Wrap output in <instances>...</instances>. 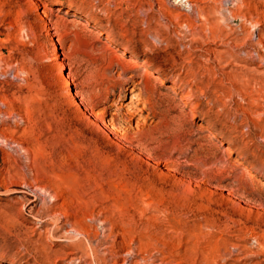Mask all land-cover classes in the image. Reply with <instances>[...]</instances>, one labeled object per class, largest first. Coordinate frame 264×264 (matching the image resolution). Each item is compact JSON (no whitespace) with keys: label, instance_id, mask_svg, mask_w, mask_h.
Listing matches in <instances>:
<instances>
[{"label":"rangeland","instance_id":"374dc122","mask_svg":"<svg viewBox=\"0 0 264 264\" xmlns=\"http://www.w3.org/2000/svg\"><path fill=\"white\" fill-rule=\"evenodd\" d=\"M169 2L0 0V264H264V2Z\"/></svg>","mask_w":264,"mask_h":264},{"label":"bare ground","instance_id":"6f19581e","mask_svg":"<svg viewBox=\"0 0 264 264\" xmlns=\"http://www.w3.org/2000/svg\"><path fill=\"white\" fill-rule=\"evenodd\" d=\"M163 1V0H162ZM167 1V0H166ZM170 0H168V3H170L169 2ZM221 1V3H222V6H223V10H224V13H226V12H228L229 14H231V9L232 8H230V7H228V5H227V2L228 1H234V0H220ZM262 2H264V0H262ZM174 3H176L177 5L180 3V5L183 7V11H182V14H183V16L186 18V19H188V18H190V16H194L195 14L196 15H198V10H196V2H195V0H174ZM175 4V5H176ZM166 5V4H165ZM169 6H170V4H168ZM172 5H174L173 3H172ZM167 6V5H166ZM159 7V6H158ZM160 8V7H159ZM162 10H164V8H162ZM222 10V11H223ZM195 15V16H196ZM183 20V24L185 25V26H188V24H187V20ZM88 26H93L92 24H87ZM192 30V29H191ZM242 30V29H241ZM193 31V30H192ZM189 32V31H188ZM52 36H53V33H50V31H49V33H47V35H46V37L47 38H52ZM182 36V35H181ZM59 51V49L57 48V47H54V49H53V52L55 53V55H54V57H53V59H56L57 58V56H56V54H57V52ZM123 53V52H122ZM127 56V58H128V61H130L131 63H136V64H140V61H138V59L136 58V57H134V56H132V55H126ZM250 56V55H249ZM253 60V59H252ZM57 67H58V69L60 70V71H62V70H64V64L62 63V62H59L58 64H57ZM142 67L143 68H146L147 66L146 65H142ZM148 76H149V78L150 77H156V78H159L158 77V75L156 74V71H154V70H152V69H149L148 70ZM14 77V76H13ZM12 78V77H11ZM70 81H71V77H70V74L68 73V72H64L63 73V79H62V84L64 85V86H68L69 85V83H70ZM68 92H69V94H71L72 96H74L75 95V92L74 91H72V89H69L68 90ZM75 104H78V101H76L75 102ZM52 128V127H51ZM50 129V128H49ZM53 129V128H52ZM54 130H52V132H53ZM49 132H51V130H49ZM206 135H208V136H213V132L212 131H210V130H206ZM52 137H53V135H51ZM51 136H49V137H51ZM37 137V136H36ZM37 139V138H36ZM52 139V138H51ZM72 139V138H71ZM69 141H70V139H69ZM76 141V140H75ZM78 141V140H77ZM65 142V141H64ZM66 142H68V141H66ZM72 142V141H71ZM72 144H73V142H72ZM70 145V144H69ZM14 146V145H13ZM11 147V146H10ZM19 147V146H18ZM64 147H66V146H64ZM77 150V152H78V154H79V156H81V154H80V152H82V156H87L88 157V155H91V151H89V150H80V148H76ZM54 150V149H53ZM64 150V149H63ZM62 150V151H63ZM67 150H68V148H66V151L65 152H67ZM71 150V149H70ZM56 151V150H55ZM54 151H52V153H53ZM69 152V151H68ZM67 152V153H68ZM70 152H72V150L70 151ZM69 152V153H70ZM55 153V152H54ZM54 153L53 154H51V152H50V154H51V157H50V163H52L53 164V162H54V159H55V157H57V156H55L54 155ZM60 153V152H59ZM62 153V152H61ZM63 154V153H62ZM72 154H73V152H72ZM71 153H70V155H72ZM57 155V154H56ZM64 155V154H63ZM66 155V157H67V154H65ZM65 155H64V159H65ZM75 155V154H74ZM75 156H77V155H75ZM78 157V156H77ZM71 158H72V156H71ZM62 159H63V157H62ZM62 160V161H66V160ZM69 158L67 157V160H68ZM74 159H76V158H74ZM83 159V158H82ZM87 160V159H86ZM77 161V160H76ZM55 163V162H54ZM72 163V160L70 159V161L68 162V166L70 165ZM90 163V162H89ZM88 163V164H89ZM63 164H65V163H63ZM63 164H61V165H63ZM54 165V164H53ZM56 166V165H55ZM54 166V167H55ZM57 167V166H56ZM70 167H72L71 165H70ZM73 168V167H72ZM74 170V169H73ZM73 170H72V172H73ZM245 172H249V169L247 168V167H244V169H243ZM76 172V171H75ZM97 176H99V175H97ZM55 177L57 178H63V174L61 173V174H59V175H57V173L55 174ZM96 177V176H95ZM37 189V188H36ZM43 190L45 189V188H42ZM52 197H55L54 195L52 196ZM43 199V198H42ZM50 218V217H49ZM72 231V230H71ZM70 231V232H71ZM74 231H76V230H74ZM74 231H72V232H74ZM75 233H79V234H81L80 232H75ZM85 234V233H84ZM83 235V234H82ZM76 237H77V235H76ZM77 239V238H76ZM87 239V238H86ZM75 240V239H74ZM183 255V254H182ZM143 260V259H142ZM145 261V260H144ZM143 261V262H144ZM134 262H136V261H134ZM123 263H128V260L127 259H125V260H123ZM130 264H132V261H130L129 262ZM139 263V262H138ZM146 263V262H145Z\"/></svg>","mask_w":264,"mask_h":264}]
</instances>
